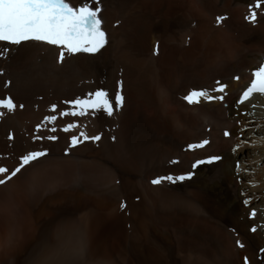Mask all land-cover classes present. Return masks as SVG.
<instances>
[{"label": "bare ground", "instance_id": "obj_1", "mask_svg": "<svg viewBox=\"0 0 264 264\" xmlns=\"http://www.w3.org/2000/svg\"><path fill=\"white\" fill-rule=\"evenodd\" d=\"M254 3L100 0L108 43L63 63L44 44L0 43L10 49L0 57V98L18 106L0 118V166L48 151L0 186V264H264V95L237 101L264 56V7L256 23L245 19ZM217 16L226 18L218 25ZM118 81L125 103L114 115L59 117L65 101L98 88L114 94ZM217 81L227 85L223 101L182 99ZM72 122L81 128L61 130ZM80 130L101 139L70 147ZM211 156L221 159L191 168Z\"/></svg>", "mask_w": 264, "mask_h": 264}, {"label": "snow or ice", "instance_id": "obj_2", "mask_svg": "<svg viewBox=\"0 0 264 264\" xmlns=\"http://www.w3.org/2000/svg\"><path fill=\"white\" fill-rule=\"evenodd\" d=\"M262 7H264V0H255L254 4L249 5V13L245 16V19L251 23H256L257 10ZM101 12L100 0H76V3H73L72 0H0V43L9 46H20L27 42L47 45L56 50V59L59 63H63L67 57L76 54H97L108 43L107 34L103 29ZM225 18L224 16H217L216 23L219 25ZM9 50V48H0V57H3ZM154 54H158V46ZM235 79L239 80V77ZM5 86L7 87V84ZM122 87V81H118L114 94L103 88H98L94 91H89L82 97L67 100L64 103L69 106V109L61 110L59 117H85L95 115L101 111L108 116H112L116 111L122 109L125 103ZM226 88L227 85L217 81L216 86L212 89H190L182 99L188 105H199L202 101L208 103L223 101L225 96L222 94L226 92ZM213 93H219L220 95H214ZM253 94L264 95V62H261L251 71L250 83L240 95L238 103L243 104ZM17 107V104L11 97L0 98V118H3L8 113H13ZM19 107L23 108L24 106L19 105ZM50 107L52 111L57 109L56 104ZM57 119V115H47L44 117V121L50 123H54ZM41 127L42 124L38 123L36 130L39 131ZM78 128H81V125L72 122L66 124L61 130L67 133L70 130ZM50 131L55 132L57 129L53 127ZM224 135L228 137L230 133L226 130ZM32 138L34 140L47 139L50 141L58 139L55 135L47 137L34 135ZM9 139H12L11 134H9ZM100 139L101 136L98 134L93 135L80 130L79 136L75 134L71 135L69 146L76 147L85 141L95 142ZM113 139L115 138L113 137ZM209 143V140L204 139L188 144L187 149L193 151L202 149ZM238 147L239 145H237ZM236 150V148L233 149L234 152ZM65 151L67 152V149ZM47 155L48 151L46 149L28 151L18 158V165L11 171L5 166H0V176H2L0 178V186L6 185L26 166ZM220 159V156H211L206 160L197 159L191 165V168L195 169L198 165L212 163ZM176 162L173 161V163ZM236 167L240 168L239 162H237ZM192 175L193 172L190 171L179 176H157L151 180V184L160 185L165 181L176 183L177 181L190 179ZM245 203L247 204L248 201H245ZM125 206L124 203L120 205L121 209H124ZM256 214V211L253 210L249 215L255 217ZM251 230L255 232L256 228L253 227ZM236 244L243 247L239 240L236 241ZM261 251H264V249H261ZM245 264H247V259H245Z\"/></svg>", "mask_w": 264, "mask_h": 264}, {"label": "rangeland", "instance_id": "obj_3", "mask_svg": "<svg viewBox=\"0 0 264 264\" xmlns=\"http://www.w3.org/2000/svg\"><path fill=\"white\" fill-rule=\"evenodd\" d=\"M240 114H242V111L240 112ZM237 125H240V124H238V121H237ZM238 181V180H237ZM127 226H128V224H126Z\"/></svg>", "mask_w": 264, "mask_h": 264}]
</instances>
